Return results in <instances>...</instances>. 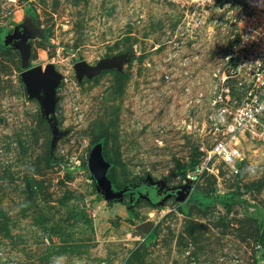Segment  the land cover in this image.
Instances as JSON below:
<instances>
[{
  "label": "rangeland",
  "instance_id": "rangeland-1",
  "mask_svg": "<svg viewBox=\"0 0 264 264\" xmlns=\"http://www.w3.org/2000/svg\"><path fill=\"white\" fill-rule=\"evenodd\" d=\"M218 3L188 36L181 0H0V37L25 35L0 40V264H264V146L242 144L237 175L205 164L212 75L244 5ZM120 54V68L76 78L77 62ZM48 65L60 76L53 148L41 98L21 80ZM237 82L218 88L237 95ZM97 143L113 190L140 184L134 200L98 191Z\"/></svg>",
  "mask_w": 264,
  "mask_h": 264
},
{
  "label": "built area",
  "instance_id": "built-area-1",
  "mask_svg": "<svg viewBox=\"0 0 264 264\" xmlns=\"http://www.w3.org/2000/svg\"><path fill=\"white\" fill-rule=\"evenodd\" d=\"M181 1L182 28L188 36L206 26L212 9H220L218 0ZM243 3L233 18L236 42L225 55L222 70L212 75L210 106L217 137L205 161L220 163L233 175L240 172L244 160L243 143L264 146V0ZM228 79L238 80L237 95L229 87L218 88Z\"/></svg>",
  "mask_w": 264,
  "mask_h": 264
},
{
  "label": "water",
  "instance_id": "water-1",
  "mask_svg": "<svg viewBox=\"0 0 264 264\" xmlns=\"http://www.w3.org/2000/svg\"><path fill=\"white\" fill-rule=\"evenodd\" d=\"M24 39L25 35L21 30L15 31L13 34L3 32L1 36V41L5 46H7L12 41L15 42ZM126 57L127 54H120L110 60L101 61L94 67L88 66L83 61L77 62L73 66L76 78L78 80H81L84 76L91 78L103 71L120 68ZM21 80L26 86L29 98H41L42 112L53 135L51 140V148H53L57 139L60 137L54 119V110L57 102L56 92L60 84V76L55 72L53 65H48L44 69L37 66L25 70L21 74ZM110 166V163L107 162L103 156L102 144L97 143L90 151L88 169L91 172L96 187L103 196L104 200L107 202L122 200L126 193L129 192L132 195V192L140 187V184H138L130 185L121 190H113L112 183L107 177ZM144 185L149 186L147 182ZM148 229L149 225L144 223L136 227V231L141 232H145Z\"/></svg>",
  "mask_w": 264,
  "mask_h": 264
},
{
  "label": "flooded vegetation",
  "instance_id": "flooded-vegetation-1",
  "mask_svg": "<svg viewBox=\"0 0 264 264\" xmlns=\"http://www.w3.org/2000/svg\"><path fill=\"white\" fill-rule=\"evenodd\" d=\"M6 32V31H5ZM14 33V32H13ZM12 33V34H13ZM3 34V33H2ZM2 36V35H1ZM0 40H1V37H0ZM14 43V41H12L10 44H13ZM131 192V191H130ZM138 194H140V192H139V190L138 189H136V190H134L133 192H132V195L128 192V193H126L125 194V196H127V197H130L132 200H134L135 199V197L138 195Z\"/></svg>",
  "mask_w": 264,
  "mask_h": 264
}]
</instances>
